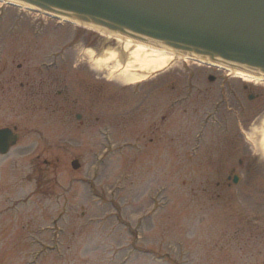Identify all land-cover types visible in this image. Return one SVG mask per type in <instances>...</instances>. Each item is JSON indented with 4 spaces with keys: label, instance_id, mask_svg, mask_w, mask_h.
I'll use <instances>...</instances> for the list:
<instances>
[{
    "label": "rangeland",
    "instance_id": "obj_1",
    "mask_svg": "<svg viewBox=\"0 0 264 264\" xmlns=\"http://www.w3.org/2000/svg\"><path fill=\"white\" fill-rule=\"evenodd\" d=\"M0 21V84L23 73L29 74L31 86V82L39 86L45 81L49 86L60 78L62 66L74 67L73 76L67 78V90L60 92L62 97L50 92L46 100V105L61 106L67 96L66 117L61 116L63 111H43L41 95L46 90L33 96L34 91L19 89L18 80L10 92L18 103L6 101L0 106V128L16 126L21 137L8 155L0 157V264H29L33 253L44 252L40 244L49 246L48 228L54 218H60L59 226L64 229L63 257L49 253L38 258V264H165L158 257L154 261L155 256L144 250L164 254L161 257L168 264L264 261V237L258 240L249 224L255 217L264 230V154L260 145L264 83L233 76L227 80V73L177 59L144 82L129 84L120 75L109 74L112 67H94L95 59L118 50L115 42H106V35L10 7ZM54 60L58 67L46 70L43 64ZM19 64L23 66L20 70ZM183 65H189L188 72L194 76V91L187 101L171 107L170 101L184 97ZM75 73L80 78L75 79ZM222 79L227 80V100L214 113L213 106L222 101L218 88ZM155 84L161 89L158 97L154 95ZM109 88L120 89L124 100L118 98L112 106L90 102L103 118L90 124L84 116L80 125L75 119L80 102L95 97L91 90L106 94ZM130 89L138 90L139 95L126 99ZM102 93L98 100L104 97ZM249 96L253 100H248ZM132 109L134 116H126ZM117 110L119 113L113 114ZM122 113L124 117L111 122L112 114ZM207 115L216 123L209 125L195 148L198 128ZM217 123L228 126L227 133ZM153 126L157 127V138L150 133ZM108 132L112 148L120 154L108 153L109 144L104 139ZM237 132L242 150L235 151L225 139L233 140ZM138 136L141 138L136 139ZM150 138L154 142H148ZM194 149L197 153L192 155ZM234 152L259 160L252 177L247 171L248 181L245 177L242 183L247 189L216 185L222 175H229L232 166H238L240 154ZM98 158L102 165L96 180L93 165ZM73 160L78 161L77 170L71 167ZM241 172L245 174V168L237 171ZM87 181L95 185L96 198L94 192L88 193ZM163 186L166 191L154 205L151 197ZM162 197L169 205L156 215ZM138 218L144 219L141 239L134 242L127 238L120 222H130L133 227ZM240 229L245 233L238 234ZM238 246L246 248L238 250Z\"/></svg>",
    "mask_w": 264,
    "mask_h": 264
},
{
    "label": "water",
    "instance_id": "obj_2",
    "mask_svg": "<svg viewBox=\"0 0 264 264\" xmlns=\"http://www.w3.org/2000/svg\"><path fill=\"white\" fill-rule=\"evenodd\" d=\"M9 1L155 47L264 75V0ZM17 139L10 130H0V153ZM73 167L77 165L73 163Z\"/></svg>",
    "mask_w": 264,
    "mask_h": 264
},
{
    "label": "bare ground",
    "instance_id": "obj_3",
    "mask_svg": "<svg viewBox=\"0 0 264 264\" xmlns=\"http://www.w3.org/2000/svg\"><path fill=\"white\" fill-rule=\"evenodd\" d=\"M106 42H115L117 52L104 53L101 57L94 60V67H112L111 75H120L121 79L129 84L138 83L148 77L150 74L167 68L171 63L175 62L179 56L166 52L164 50L154 49L146 45L137 44L121 37L106 35ZM92 57L91 53L88 54ZM118 59L125 61L120 64ZM126 59V60H125ZM114 66H111L113 65ZM114 73V74H113ZM239 75L245 82H261V80L253 78L244 73L232 72ZM260 145L264 154V131H261Z\"/></svg>",
    "mask_w": 264,
    "mask_h": 264
},
{
    "label": "flooded vegetation",
    "instance_id": "obj_4",
    "mask_svg": "<svg viewBox=\"0 0 264 264\" xmlns=\"http://www.w3.org/2000/svg\"><path fill=\"white\" fill-rule=\"evenodd\" d=\"M6 68H7V66H5ZM22 69V67L21 66H19V68L18 69ZM24 75V76H23ZM28 76H29V74L27 75V74H23V73H21V74H19L18 75V79L19 78H21V79H24V80H28ZM64 80L62 81L63 83V86H64V88H67V83L65 82V78H63ZM17 81V76H15V74H13L10 78H9V80L7 81L9 84H10V86L11 85H14L13 83H15ZM29 81H31L30 79H29ZM29 82L28 81H26V83H21L20 85H21V87H20V89L22 88V90H25V87H23V85H25V86H28L29 87V85L30 84H28ZM44 83L46 84V86H44ZM23 84V85H22ZM31 84L34 86V84L31 82ZM86 84V86L88 87V85H89V83L88 82H86L85 83ZM88 84V85H87ZM1 85V84H0ZM33 86H31V89H30V91L32 90L33 91ZM50 88V86H48V84H47V82L45 81V82H42L39 86H38V88H40L41 90H45V88L48 90L49 88ZM10 92H12V89H10ZM9 92V93H10ZM11 94V93H10ZM9 94V95H10ZM33 94V93H32ZM44 95H45V92L43 93ZM4 96H7V94H6V90L3 88V87H0V102L2 101V99H3V97ZM8 100V99H7ZM4 101V100H3ZM6 101V100H5ZM152 127H150V129H151ZM155 128H157V127H155ZM154 133H155V131H154ZM154 138H157V136L156 135H154L153 136ZM149 142H152V141H154V139H149L148 140ZM250 160V163H248L247 162V159L245 160V161H241V160H239V163H238V165H240V167L242 166H247L248 168H246V170H248V169H253L254 168V166H255V164H256V159H249ZM237 170V168L235 167V165L233 166V167H231V170H230V174L232 173H235V171ZM229 174V175H230ZM226 180H227V177L225 178L224 177V175H223V177H221L220 178V181H218L217 182V186H221V183L220 182H222L223 184H225L227 187H230L231 186V177L229 176L228 177V180L227 181H230V182H228V183H226ZM255 220H256V218H255ZM257 228V227H256ZM241 249V248H240ZM254 264H264V261H260V262H258V263H254Z\"/></svg>",
    "mask_w": 264,
    "mask_h": 264
}]
</instances>
